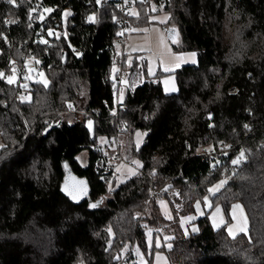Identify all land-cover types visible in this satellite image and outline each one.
<instances>
[{
  "label": "trees",
  "instance_id": "obj_1",
  "mask_svg": "<svg viewBox=\"0 0 264 264\" xmlns=\"http://www.w3.org/2000/svg\"><path fill=\"white\" fill-rule=\"evenodd\" d=\"M102 1L0 0V264H137L134 247L149 264L157 252L168 264H264V0H163L164 11L153 9L162 0H133L127 16ZM162 12L198 63L175 72L178 92L147 77L120 102L117 42ZM124 156L141 167L110 188L111 159ZM68 174L87 183L83 199L65 190ZM207 195L227 223L239 204L247 233L230 237L205 215L184 234L181 217Z\"/></svg>",
  "mask_w": 264,
  "mask_h": 264
},
{
  "label": "rangeland",
  "instance_id": "obj_2",
  "mask_svg": "<svg viewBox=\"0 0 264 264\" xmlns=\"http://www.w3.org/2000/svg\"><path fill=\"white\" fill-rule=\"evenodd\" d=\"M71 14L70 10H65L63 13L64 22L66 18ZM170 15L169 13H157L151 16L150 23L148 26L143 28H134L133 31H128L126 36L119 39L117 42V52L121 59L124 57L126 63L125 68L130 69L133 61L136 59L140 66L130 74H126L121 78V88L118 96L120 102L124 101L125 94L129 87L138 86L144 82L147 77L156 80L161 83L163 90L166 94H173L178 92V85L176 81L175 72L183 66L194 65L198 63V54L196 51L190 50L185 51L178 49L179 38L171 40L168 35V29L174 27L169 24ZM145 61L147 74L139 73V69L142 62ZM28 69L31 71V62L28 63ZM121 67H115L114 71H118ZM17 71L15 77L13 76V82L17 78ZM32 79V76L29 77ZM45 80V79H44ZM26 87V85H25ZM27 93L26 98L29 99L30 91L28 87L25 88ZM87 127L91 134L94 132V124L92 120L87 121ZM146 132L138 129L133 134V142L137 149L144 143ZM127 135L120 136V143L123 145L126 141ZM98 143L101 146L108 145V139L105 136H98ZM3 142L0 138V147ZM117 151V150H116ZM80 161L83 165L87 163V155L80 157ZM114 165V176L115 179L111 181L110 188H116L126 180L131 178L141 167V162L138 158H127L123 157V160L111 159ZM67 188L64 185L65 190L69 193L72 198L77 200L83 199L88 191L87 183L75 176L74 174H68L65 180ZM224 182H220L210 188V194H215L218 190L223 187ZM239 207H236V206ZM208 216L214 229H219L225 226L226 232L230 237H236L240 234L247 233L248 221L243 208L236 204L230 211L231 222L227 223L226 217L223 214L220 205H213L209 195L205 196L201 201H197L195 204V211L193 213L184 215L181 217L180 224L183 228L184 234H190L197 231L196 220ZM231 230V231H230ZM156 239V240H154ZM148 242L150 247L154 242L160 246V239L153 238L152 233L149 231ZM129 249L125 250L124 255L127 254ZM134 262L137 264H149L148 257L137 247L133 250ZM121 264H129L122 262ZM157 264H161L157 260Z\"/></svg>",
  "mask_w": 264,
  "mask_h": 264
},
{
  "label": "built area",
  "instance_id": "obj_3",
  "mask_svg": "<svg viewBox=\"0 0 264 264\" xmlns=\"http://www.w3.org/2000/svg\"><path fill=\"white\" fill-rule=\"evenodd\" d=\"M111 0H104L102 1V4H107L109 3ZM146 1V0H144ZM134 5V2L133 0H119V2L117 3V7H118V10L123 14V15H129L130 14V10L131 8L133 7ZM165 7H166V3L165 1H160L159 3L154 1V4H153V9L156 10V11H164L165 10ZM123 29L124 30H127L128 29V24L126 21H123ZM131 69V68H130ZM130 69L128 68H124V67H121V69L119 70L118 72V77L119 78H122L124 75L128 74V72L130 71ZM22 72L23 75H28L29 72L27 70V68H21L20 70ZM16 72V71H14ZM18 72V71H17ZM12 78V75H7V79L8 80H11ZM109 145L111 147L113 146H117L116 144V141L113 140L112 142L109 143ZM97 150H99V148H97ZM118 160H123L122 157H117ZM246 160L243 159L242 163H245ZM100 165H102L101 162H99ZM240 166L239 165H234L232 166V169L233 170H239ZM152 197L156 198V199H164V198H170V199H173L176 197V194L173 192V191H162V190H158V191H154L152 193Z\"/></svg>",
  "mask_w": 264,
  "mask_h": 264
},
{
  "label": "water",
  "instance_id": "obj_4",
  "mask_svg": "<svg viewBox=\"0 0 264 264\" xmlns=\"http://www.w3.org/2000/svg\"><path fill=\"white\" fill-rule=\"evenodd\" d=\"M168 35H169L171 40L178 39L177 30L173 27L168 29ZM63 62H66V53L63 54ZM61 124H62V121H60L56 125H52V126L48 127L47 130L45 131L44 135H47L52 129L58 128Z\"/></svg>",
  "mask_w": 264,
  "mask_h": 264
},
{
  "label": "crops",
  "instance_id": "obj_5",
  "mask_svg": "<svg viewBox=\"0 0 264 264\" xmlns=\"http://www.w3.org/2000/svg\"><path fill=\"white\" fill-rule=\"evenodd\" d=\"M169 216H170V213L168 212V217ZM157 260H159L161 264H168V260L166 256L161 252H157L154 254V264H157Z\"/></svg>",
  "mask_w": 264,
  "mask_h": 264
},
{
  "label": "snow or ice",
  "instance_id": "obj_6",
  "mask_svg": "<svg viewBox=\"0 0 264 264\" xmlns=\"http://www.w3.org/2000/svg\"><path fill=\"white\" fill-rule=\"evenodd\" d=\"M9 3H13L14 0H8ZM11 82V81H10ZM243 155V154H241ZM233 163H238V161H233ZM92 207H96V205H92ZM236 207H239L238 205ZM231 231V230H230Z\"/></svg>",
  "mask_w": 264,
  "mask_h": 264
}]
</instances>
